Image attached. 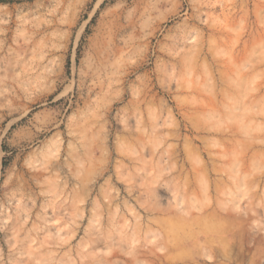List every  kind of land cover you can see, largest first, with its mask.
Wrapping results in <instances>:
<instances>
[{"label":"rangeland","instance_id":"1","mask_svg":"<svg viewBox=\"0 0 264 264\" xmlns=\"http://www.w3.org/2000/svg\"><path fill=\"white\" fill-rule=\"evenodd\" d=\"M0 264H264V0H0Z\"/></svg>","mask_w":264,"mask_h":264}]
</instances>
